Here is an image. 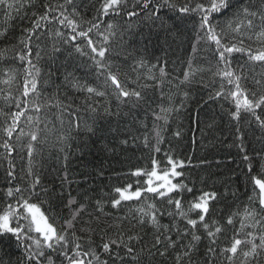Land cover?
<instances>
[{"label": "trees", "instance_id": "1", "mask_svg": "<svg viewBox=\"0 0 264 264\" xmlns=\"http://www.w3.org/2000/svg\"><path fill=\"white\" fill-rule=\"evenodd\" d=\"M102 2L73 0L72 4L66 5L67 14H72L75 8L79 13L76 18L84 29L89 27L85 21L100 24L99 29H93L89 34L98 47L103 43V35L108 34L107 24L116 25L113 29L116 35L104 44L109 49L105 60L111 63L114 72L118 71L126 88L141 91L143 100L134 107L131 103L118 106L113 86L105 83V75L99 73L90 58L94 54L86 38L78 36L71 41V29L56 21H42L30 42L32 61L40 69L39 75L26 61L19 59L27 51L20 41L27 40L28 30L33 28L40 15L45 14V5L56 8L64 4V0H32L30 6L25 0V6L19 12L0 7V211L5 201L14 203L16 199L6 197V189L19 185L25 190V197L31 194V202L40 205L58 230L66 219H70L72 211L84 205L75 221L77 236L87 239L91 235L96 245L101 244L102 238L122 237L135 247L139 264H177L176 257L184 251L183 247L169 248L164 256L157 249L165 250L167 235L179 245L187 244L191 235L181 240L174 228L166 232L163 228L157 231L148 223L142 225L138 223L136 212L142 202H155L167 210H172V205L161 204L154 194L143 193L140 201H122L120 206H112V201L119 196L115 188L131 184V190L135 191L146 187L147 177L133 175L136 170L151 171L153 160L157 162V170L170 169L168 158L171 157L173 161H183V167L177 168L182 175L173 178V183L191 189L190 192L186 189L173 192L172 197L181 199L187 207L204 192L217 194L216 199L209 202L206 221L210 225L217 221L222 227L215 245L218 254L215 264H227L226 256L230 254L223 253L222 249L231 245L234 236L245 239L249 232L257 235L264 232V214L257 217L262 222L255 228L251 227L255 221L245 220L243 215L245 207L254 206L249 197L258 193V189L253 191L252 177L264 178L261 175L264 174V128L250 114L242 113L239 123L231 117L235 106L230 98H225L231 85L215 75L223 68L222 62H218L215 46L206 40L197 42L199 21L195 14L180 15L165 8L160 15L167 26L160 28L159 22L146 18L136 0H128V7L118 16L100 15ZM186 2L173 0L178 5ZM192 2L206 3L207 0ZM131 10L140 11V15L129 18L126 12ZM58 15L59 11L50 14ZM229 15L214 18L218 21V30L224 29L225 42L239 44L243 40L246 49L253 52L264 49V40L257 39L262 27L259 19L254 21L252 29L244 27L241 33H235L226 26ZM58 30L64 35L57 36ZM199 35L203 36V33ZM77 45L86 55L76 51ZM53 46L60 50L54 53ZM37 52L41 59L36 58ZM141 60L145 64L143 68L137 63ZM231 60L232 70L242 72L245 77L242 85L257 95L264 94V66L250 61L247 53H233ZM189 61L194 75L185 81ZM161 67L165 76L160 75ZM28 70L32 71V76H28ZM68 73L72 76L66 80ZM149 76L156 78L149 79ZM33 78L37 80V91L25 97L24 85ZM73 78L107 94L101 97L79 91L71 87ZM256 80H261V84L257 85ZM221 85L225 96L211 98L221 90ZM58 99L63 104L57 105ZM161 108L171 111L162 113ZM105 109H110L112 114ZM16 112H23V115L9 138L5 129L12 124ZM257 113L264 119V111L257 110ZM158 116L166 118L157 119ZM76 122L79 128L75 127ZM88 127L93 131L88 132ZM33 133L38 136L37 141L31 140ZM6 141L13 146L11 155L3 147ZM29 144L34 149L31 157L28 156ZM245 155L249 160L244 159ZM9 160L15 165L14 179L7 176ZM34 177H39L40 183L32 194L30 185ZM70 200L75 203L69 204ZM97 201L103 212L99 211ZM191 215L196 218L195 212ZM229 216H233L231 225L227 224ZM160 222L171 226L173 219L165 215ZM175 222L180 229L188 227L179 217ZM241 222L246 227L241 228ZM81 228L92 231L82 232ZM197 234L202 236V241L199 252L193 256L194 261L203 256L208 243L206 233L199 225ZM157 235L163 243L153 247ZM137 236L140 239L128 240V237ZM256 243H259L258 239ZM241 248L247 250L246 245ZM6 251L13 264L22 255V250L15 246ZM0 257L5 261L8 259L2 252ZM242 259L238 253L233 264H241Z\"/></svg>", "mask_w": 264, "mask_h": 264}, {"label": "snow or ice", "instance_id": "2", "mask_svg": "<svg viewBox=\"0 0 264 264\" xmlns=\"http://www.w3.org/2000/svg\"><path fill=\"white\" fill-rule=\"evenodd\" d=\"M32 0H27V5H31ZM73 3V0H64V4H59L56 8L51 5H45L46 12L40 15L39 18L34 22L33 28L28 30L29 35L27 40H21L20 42L24 44L27 51L19 56L21 61H26L31 68L35 69L37 75H39L40 69L36 68L32 61V50H31V39L32 36L36 34V30L42 25V21H56L59 25L68 27L73 33L70 36L71 41H75L77 37H84L87 40V45L91 50L92 55L90 58L94 62V66L99 70L101 75H105V83H110L113 86L114 94L120 104L131 103L132 106L140 103L143 100L141 91L136 89L126 88L121 80L119 79V73L112 70V65L110 62H106V53L109 51L104 44L109 42L111 36H115L116 33L113 29L116 27L114 23L107 24L108 34L103 35V43L98 47L90 37V33L93 29H99V23H93L92 21H85L89 25L84 29L80 23V20L76 17L79 13L76 12L75 8L72 10V14H67L68 9L66 5ZM139 4L140 11L145 13L147 19L153 22H159L158 27L165 28L166 21L163 20L160 13L163 9H171L178 12L180 15H193L195 14L198 18L197 25V37L199 40H206L210 44L215 46V52L218 62H222L223 68L215 73V75L220 76L231 88L228 89L225 96L224 86L221 85V90L215 93V97L225 96L226 99L230 98L234 103L235 110L230 113L231 117L239 123L241 120V114H250L255 118V121L259 124L261 128H264V119L261 115L257 113V110L264 111V94L257 95L256 92L250 91L242 85V80L245 79L243 73H237L231 68V56L233 53H247V57L252 62H259L264 66V49L257 50L253 52L251 49H246L243 47V40L237 43H227V36L223 28L218 30V21L215 17L229 15L226 21L227 28L231 29L235 33H241V29L247 27L252 29L254 26V21L259 19L261 21L262 27L259 33H257V39L264 40V0H207V2H197L193 4L192 0H187L183 5H178L173 3V0H136ZM151 5V9H150ZM6 6L7 9H14L19 12L22 7L25 6V0H16L15 3H10L9 0H0V7ZM128 7V0H103L101 7L99 9V14L103 16L108 15H120L121 12ZM135 9V4L132 5ZM59 11L58 16H50L51 13ZM140 11L131 10L127 11L126 15L131 18L140 15ZM35 15V13H34ZM98 19V17H97ZM235 22V27L233 23ZM203 33L200 36L199 33ZM57 36H63L64 33L59 30L56 32ZM60 49L53 46V52H58ZM195 46L193 51L195 52ZM76 51L81 55H86L83 49L78 45L76 46ZM37 59H41L40 53L37 52ZM139 67L143 68L145 66L144 61L137 62ZM155 67V65H153ZM191 61H189V71L184 73V80L188 81L194 72H192ZM151 71V69H149ZM160 75L165 76L166 72L163 67L159 69ZM28 76H32V71L28 70ZM72 76L68 73L65 77ZM149 79H155V76H149ZM7 83V81H5ZM162 82V81H161ZM257 85L261 84V80H256ZM71 87L76 88L79 91H83L89 95L95 96H105L107 93L100 91L87 83H80L79 80L73 78L70 81ZM143 87H148L144 85ZM37 91V80L35 78L27 81L24 85L23 95L26 97L30 92ZM57 105L63 104L59 99L56 101ZM19 106V105H18ZM70 105H64V107H69ZM37 110L39 106L37 105ZM95 112L96 109L92 108ZM108 114H112L110 109H105ZM171 111V109L161 108L162 113ZM23 112H16L13 116L12 124L5 129L7 136L10 138L13 134L14 129L17 126V122ZM166 118L158 116L157 119ZM31 120V117H29ZM75 127L79 128L78 122L75 123ZM88 132H92L93 129L88 127L86 129ZM160 134L157 132V137ZM31 140L37 141L38 136L33 133L31 134ZM159 142V140H158ZM147 143V140L145 141ZM3 147L8 150V154L11 155L13 146L7 141L3 144ZM29 151L28 156L31 157L33 154V145H28ZM157 152L160 150L159 147L155 149ZM245 160H249L247 155L244 156ZM168 164L171 166L170 169L163 171H158V165L155 160H153V169L148 172L142 170H136L133 175L147 177L144 188H137L132 191V185L129 184L125 188L117 187L115 192L119 194L118 198L112 201V206L118 207L121 205L122 201L137 200L140 201L143 193L154 194L156 199H159L161 204L172 205V210H167L163 207H158L155 202H142L141 206L136 209L139 216L138 223L150 224L153 228L159 231L163 228L166 232H170L173 228L175 229L177 235L180 239L191 235V239L187 244L179 245L177 240H173L170 235L165 236L167 245L165 250L160 251L157 249L161 256L167 254V249L177 248L178 246L183 247L184 251L177 255V264H181L182 261H186V264H215L218 258L216 250V241L218 234L222 232V227L219 222L212 221L210 225L206 221V217L209 214V202L215 200L217 194L215 192L209 193L204 192L195 201L189 202L188 206L185 207L181 199L174 198L170 194L177 192L181 189H186V185L181 183H173V178L182 175L181 172L177 171L178 167H183V161H173L171 157L168 158ZM15 165L9 160V168L7 170V176L10 179L15 178L14 173ZM249 171L251 172V164H249ZM31 175V170H29ZM264 175V174H261ZM254 189L258 193L255 197H249L251 205L244 209V219L253 220L255 223L251 224V227L255 228L261 224V220L257 217L264 214V178H258L257 176L252 177ZM40 183L39 177H34L30 188L32 194H35L36 185ZM25 190L19 185L14 187H8L6 189L5 195L8 198L15 197L14 203L4 202L5 206L2 211H0V252L7 256L8 259L5 261L3 257H0V264H13L11 255L6 251V248L15 246L22 250V255L17 257L15 264H139V256L136 254V249L130 243L126 242L122 237H117L116 239H104L99 245H96L91 238V235L85 239L84 237L77 236L75 221L79 217L80 213L84 210V205H80L79 208L75 209L71 213L70 219H66L59 230L55 226L54 222H50L49 216L41 210L39 204L31 202V194L27 197L24 195ZM75 203V201L70 200L69 204ZM97 206L99 211L103 212L100 202L97 201ZM23 209V211H21ZM196 213V218H193L191 213ZM167 215L173 219L171 226L162 225L161 219ZM236 214H233V216ZM233 216L227 218V224L231 225L233 223ZM176 217L184 220L186 222L185 229H180L178 224L175 222ZM203 228L206 233V239L208 243L206 245L203 256L193 260L199 252V245L202 241V236L197 234V226ZM246 227V225L241 222V228ZM82 232H91L90 228H81ZM140 239V237H128V240ZM257 239L259 243H256ZM163 241L160 236L157 235L155 238V243L153 247L161 245ZM241 245H246L247 250L241 248ZM123 249V254L121 253ZM223 253L230 255L226 256L227 264H233V261L237 254L239 253L243 259L241 264H264V232L259 235L249 232L246 234L245 239L232 238L231 245L229 247L222 249Z\"/></svg>", "mask_w": 264, "mask_h": 264}, {"label": "rangeland", "instance_id": "3", "mask_svg": "<svg viewBox=\"0 0 264 264\" xmlns=\"http://www.w3.org/2000/svg\"><path fill=\"white\" fill-rule=\"evenodd\" d=\"M159 171V170H158ZM42 210V209H41ZM43 211V210H42Z\"/></svg>", "mask_w": 264, "mask_h": 264}]
</instances>
